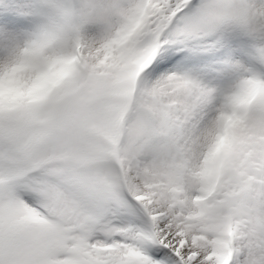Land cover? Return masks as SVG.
Returning a JSON list of instances; mask_svg holds the SVG:
<instances>
[{
    "label": "snow or ice",
    "instance_id": "obj_1",
    "mask_svg": "<svg viewBox=\"0 0 264 264\" xmlns=\"http://www.w3.org/2000/svg\"><path fill=\"white\" fill-rule=\"evenodd\" d=\"M0 264H264V0H0Z\"/></svg>",
    "mask_w": 264,
    "mask_h": 264
},
{
    "label": "clouds",
    "instance_id": "obj_2",
    "mask_svg": "<svg viewBox=\"0 0 264 264\" xmlns=\"http://www.w3.org/2000/svg\"><path fill=\"white\" fill-rule=\"evenodd\" d=\"M31 76L28 70L19 69L14 76L0 81V94H24L35 89L39 82L31 80Z\"/></svg>",
    "mask_w": 264,
    "mask_h": 264
}]
</instances>
